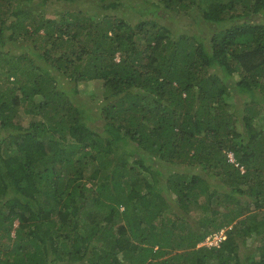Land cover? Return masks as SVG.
<instances>
[{
	"label": "trees",
	"instance_id": "1",
	"mask_svg": "<svg viewBox=\"0 0 264 264\" xmlns=\"http://www.w3.org/2000/svg\"><path fill=\"white\" fill-rule=\"evenodd\" d=\"M44 1L0 0V264H264V0Z\"/></svg>",
	"mask_w": 264,
	"mask_h": 264
},
{
	"label": "rangeland",
	"instance_id": "2",
	"mask_svg": "<svg viewBox=\"0 0 264 264\" xmlns=\"http://www.w3.org/2000/svg\"><path fill=\"white\" fill-rule=\"evenodd\" d=\"M131 3L132 2H135L133 0H129ZM62 6V7H61ZM85 5L83 4V7ZM59 8V9H62L63 8V2L61 0H47V1H44V6H43V9L42 11L44 12V14L46 15H49L51 14L52 10L54 8ZM151 8H155V10L158 8V6H156L154 3L151 4L150 6ZM193 10H191L192 12ZM194 14V21H192V23H190V18L187 17L186 18H174V19H171V18H168L167 17V12H164L163 10L159 9L158 8V11L156 12L157 15L159 16H162V21L167 25L169 24L170 27L172 28L173 30V33L176 35V33L178 32H181V31H193L194 33L196 34H201L203 36L205 35H208L210 34V30H209V27L203 22L200 20V18L197 16L196 12L193 11ZM130 15H133V18L131 20L130 23H134V22H137L139 19H142V18H150L152 15L151 14H148L144 17H140L138 16V14L134 11H131L129 12ZM168 18V19H167ZM212 29V28H211ZM12 48V46H11ZM14 50H19V46L18 45H14L13 46ZM81 86V90H82V97L90 103L91 101V98L92 97V93L94 91V86H87V85H80ZM96 93H98L97 91H94ZM21 110V108H20ZM18 114L20 112H17ZM14 123H19V124H23V125H26L28 123V118L27 116H21L20 118H17V119H14ZM4 132L3 130L0 129V135H2Z\"/></svg>",
	"mask_w": 264,
	"mask_h": 264
},
{
	"label": "built area",
	"instance_id": "3",
	"mask_svg": "<svg viewBox=\"0 0 264 264\" xmlns=\"http://www.w3.org/2000/svg\"><path fill=\"white\" fill-rule=\"evenodd\" d=\"M229 160L233 161V157L231 154H228ZM225 239L224 229L219 231H215L207 235L203 241H201L199 245H203L206 247H218L220 243Z\"/></svg>",
	"mask_w": 264,
	"mask_h": 264
},
{
	"label": "clouds",
	"instance_id": "4",
	"mask_svg": "<svg viewBox=\"0 0 264 264\" xmlns=\"http://www.w3.org/2000/svg\"><path fill=\"white\" fill-rule=\"evenodd\" d=\"M199 246H203V245H199Z\"/></svg>",
	"mask_w": 264,
	"mask_h": 264
}]
</instances>
